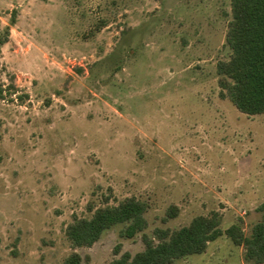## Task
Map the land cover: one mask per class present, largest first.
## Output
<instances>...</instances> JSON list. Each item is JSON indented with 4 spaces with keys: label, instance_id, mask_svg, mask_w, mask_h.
<instances>
[{
    "label": "rangeland",
    "instance_id": "1",
    "mask_svg": "<svg viewBox=\"0 0 264 264\" xmlns=\"http://www.w3.org/2000/svg\"><path fill=\"white\" fill-rule=\"evenodd\" d=\"M12 19L14 23H12ZM231 0H0V264H108L140 236L89 248L74 216L135 197L155 227L218 211L245 235L264 204V114L220 95ZM177 216L166 218L169 207ZM174 264H255L224 234Z\"/></svg>",
    "mask_w": 264,
    "mask_h": 264
},
{
    "label": "trees",
    "instance_id": "2",
    "mask_svg": "<svg viewBox=\"0 0 264 264\" xmlns=\"http://www.w3.org/2000/svg\"><path fill=\"white\" fill-rule=\"evenodd\" d=\"M14 23L12 19L11 25ZM10 35V26L0 35V46ZM226 43L231 50L228 60L217 63L220 95L246 115L264 114V0H231V19L226 32ZM5 90L0 84V99ZM90 216L77 217L67 225L65 236L73 248H89L113 227L119 226V236L134 239L140 236L143 249L131 253L121 244L114 249L108 264H174L178 259L204 253L210 242L226 235L244 249V259L264 264V204L262 216L249 235H245L241 220L222 229L218 211L195 216L189 224L178 229L155 227L146 232L148 205L135 197H127L117 204L93 208ZM166 218L177 216V208H168ZM90 256L70 253L62 264H90Z\"/></svg>",
    "mask_w": 264,
    "mask_h": 264
}]
</instances>
